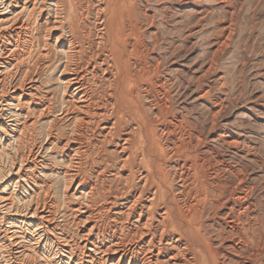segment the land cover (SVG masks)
<instances>
[{"label": "bare ground", "instance_id": "obj_1", "mask_svg": "<svg viewBox=\"0 0 264 264\" xmlns=\"http://www.w3.org/2000/svg\"><path fill=\"white\" fill-rule=\"evenodd\" d=\"M138 6L0 0V255L24 264H228L206 242L192 250L205 213L229 204L231 254L253 250L249 237L260 246L259 231L240 219L249 191L206 175L200 135L196 146L172 140L184 120L160 60L149 58ZM173 156L185 158L175 191ZM250 255L237 264L260 253Z\"/></svg>", "mask_w": 264, "mask_h": 264}, {"label": "rangeland", "instance_id": "obj_2", "mask_svg": "<svg viewBox=\"0 0 264 264\" xmlns=\"http://www.w3.org/2000/svg\"><path fill=\"white\" fill-rule=\"evenodd\" d=\"M138 1V13L146 16L144 41L153 50L149 58L160 60V75L170 80L173 111L184 120L172 140L180 145L192 140L196 146L200 135V162L206 175L231 191L238 187L249 191V211L240 219L245 228L259 231L260 246L249 237L253 250L247 248L235 257L231 241L238 238L232 237L226 218L232 205L207 211L198 223L203 240L194 242L192 254L206 242L212 254L219 260L226 256L228 264L254 252L260 255L253 264H264V0ZM184 160L173 156L170 161L174 191L179 181L176 164ZM232 221H239L238 216ZM181 235L173 233L182 244L193 242ZM1 255L0 264H24ZM30 262L40 264L37 257Z\"/></svg>", "mask_w": 264, "mask_h": 264}]
</instances>
